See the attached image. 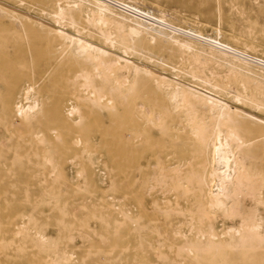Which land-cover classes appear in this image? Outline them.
<instances>
[{"label":"bare ground","instance_id":"6f19581e","mask_svg":"<svg viewBox=\"0 0 264 264\" xmlns=\"http://www.w3.org/2000/svg\"><path fill=\"white\" fill-rule=\"evenodd\" d=\"M65 1L37 31L0 7V264H264V118L228 104L264 117V95L198 65L264 79V51L142 0Z\"/></svg>","mask_w":264,"mask_h":264},{"label":"rangeland","instance_id":"374dc122","mask_svg":"<svg viewBox=\"0 0 264 264\" xmlns=\"http://www.w3.org/2000/svg\"><path fill=\"white\" fill-rule=\"evenodd\" d=\"M20 1H24V3L23 2L19 3ZM53 1L61 2L62 4L64 2L66 3L65 0H62L63 2L60 0H0V7L9 9V11L11 10L12 12H15V13H18V12L22 13L23 15L26 16L25 18H27V19L22 20L23 24H25L24 26L27 27V29L30 27V29H35L37 31V29L39 30L40 28L35 23L44 24L43 26L45 28L47 26H54V25L55 27L58 26L56 25L54 18H53L54 16L53 12L56 11L55 7L56 9L59 6L63 7L64 9L67 7L64 6L66 4L59 5L60 4L59 3L57 5L56 4L57 2L55 3ZM46 2H47V5L49 4L48 7H50L51 9L47 7ZM140 4L141 6H143V9H145V7H151L154 10H156L157 8H161L169 13L172 12L171 14H175L173 16L176 18H179L178 20L181 23L183 22L184 24H191V23L198 24L199 27L202 26L200 27L201 29H205L210 32H213L216 26L220 27L222 32L226 36H229L227 39L233 42H235L236 39L239 41L241 39V41L247 42L249 44H251L252 42L253 45L256 44L255 46L256 48L261 49V50L258 49L260 52L264 51V49H262L264 48V0H142V3ZM45 6L46 8L44 9ZM138 6L141 7L140 5ZM43 11L47 13H51L52 11L53 12L51 14H47V13H44ZM176 13H179L181 15L178 16V14L176 15ZM182 14L184 15V19L186 17V19L188 20L185 19V21H183L184 19H183ZM72 15L75 16L80 26H86L88 28L90 27L92 31L97 32L96 30L97 27H95L94 25H92L93 26L92 27L91 24L87 23V21L84 20V18L80 16V14L77 12L76 8L72 9ZM32 22H33V25H32ZM65 27L66 26H64V28L61 27V29H63L64 31L73 33L71 28L67 29V27L66 28ZM231 33L233 35H231ZM234 35L236 37H234ZM95 36H97V33H94L91 37H87V38L88 39L91 38L92 40L91 39L90 40L97 44L100 43L99 45L106 46L102 44L101 42H99ZM136 39L139 41L145 40L146 44H150V41L147 39H142V36ZM244 39H246V41ZM152 44L156 45L155 49L153 48V50L158 51L162 55H165L166 57L165 60H167L168 63L176 67L181 66L178 63V58L181 55H180V52H178V50H176L175 47L167 45V43L166 44L161 43V41H156L155 43H152ZM169 46L171 47V49ZM14 49L16 48L10 47L8 50L13 51ZM173 49L175 51L173 52L172 57L174 56L176 58L173 57L174 59H167V56L169 55L170 50H173ZM188 56L191 57V55H188ZM128 57L132 58L133 56H128ZM132 59H135L137 62H140L137 56L133 57ZM176 63L179 64V66ZM198 65L201 66V69L204 68V70L208 73L209 76H211V78L212 76H214V79L224 77V78H227V80H231V78L234 76L232 80L237 81L238 80L237 76H238L239 80L237 82H243L247 87H253V89L255 88V91L258 94L264 95V90H263L264 89V79L258 75H254L245 70L242 71L241 69H237L229 65L216 63L211 60H207L205 62L204 60H199ZM154 67L157 68L159 71H162L163 75L167 74L168 76L174 77V79L179 78V80H182L180 75L179 76L175 75V73H177L178 71L171 69V65L168 66L167 64H165L163 66L164 68L162 69L157 66H154ZM226 74L228 77L225 76ZM228 104L231 107L235 106V107H238L239 109H243L246 111H249L250 109L251 110L250 113L255 117L254 119L256 121H259V119L264 118L263 115L260 114L257 109L251 108L242 102L237 103V101L229 100ZM150 134L152 136L157 135L158 134L157 128L152 126L150 130ZM110 156H111V161H112L111 164L113 165L114 170L115 171L120 170V167H121L120 157H116L115 153H111ZM65 163H66L65 166H66L67 172H69V174L73 173L74 167L71 166V161L66 160ZM94 168L96 170L97 166L95 165ZM73 181L75 180L73 179ZM247 196H248L247 202L250 203L251 196L250 195H247ZM75 240H78V239L76 238Z\"/></svg>","mask_w":264,"mask_h":264}]
</instances>
